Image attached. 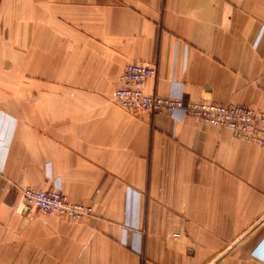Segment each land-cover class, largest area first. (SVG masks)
<instances>
[{"label": "crops", "instance_id": "obj_1", "mask_svg": "<svg viewBox=\"0 0 264 264\" xmlns=\"http://www.w3.org/2000/svg\"><path fill=\"white\" fill-rule=\"evenodd\" d=\"M134 62L264 112V0H0V264H264V148L121 107ZM56 186L92 215L24 207Z\"/></svg>", "mask_w": 264, "mask_h": 264}, {"label": "built area", "instance_id": "obj_2", "mask_svg": "<svg viewBox=\"0 0 264 264\" xmlns=\"http://www.w3.org/2000/svg\"><path fill=\"white\" fill-rule=\"evenodd\" d=\"M155 74L154 65L127 64L119 76L114 99L121 107L131 111L165 114L175 121L193 116L203 125L227 129L233 138L264 148V112L242 105L186 103L182 92L171 91L166 97L149 95L145 91L146 84ZM21 196L26 209L32 207L43 215L83 219L93 213L91 206L68 202L57 186L47 191L27 187L21 191Z\"/></svg>", "mask_w": 264, "mask_h": 264}]
</instances>
